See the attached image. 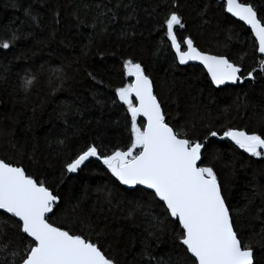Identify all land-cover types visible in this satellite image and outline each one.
Wrapping results in <instances>:
<instances>
[{
    "label": "trees",
    "instance_id": "16d2710c",
    "mask_svg": "<svg viewBox=\"0 0 264 264\" xmlns=\"http://www.w3.org/2000/svg\"><path fill=\"white\" fill-rule=\"evenodd\" d=\"M13 2L0 0V41L9 38L10 29L20 28L21 20L26 22L24 36L9 50L0 49V158L22 162L30 174L39 175L53 186L61 197L60 211L53 220L73 227L71 205L79 202L78 212L90 214L91 221L99 225L98 231L104 229L111 233L110 239L118 237L119 243L113 240V248L109 249L118 264H138L142 226L137 227L136 222L125 218L133 197L116 193L112 178L94 160L86 162L82 172L69 174L64 183L59 182L62 155L57 141L63 138L64 125L57 119L58 105L72 103L87 107V111L73 118L80 122L78 127L85 129L87 138L102 137L111 142L110 146H124L130 137V118L127 109L118 101L112 106L109 97L114 96L112 88L130 79L122 76V61L134 59L151 76L166 118L177 131H187L193 138H202L209 128L222 132L225 126L264 133L261 119L264 117V77H259L254 85L246 81L243 85L215 89L202 68L173 66L174 53L170 45L165 48L161 43L166 37L158 22L169 11H177L186 25L185 29H177L181 37L191 36L198 49L209 54H226L245 71L257 66L258 55L251 43L254 39L244 25L226 15L220 0H135L139 22H128L129 26L134 25V28L128 27L132 35L127 39L118 38L122 21L108 24L105 17L111 34L94 36L85 57L82 48L88 44L92 29L78 28L71 13L78 10L85 24H92L97 11L94 5L109 4V0H58L61 5L58 18H62L59 26L50 23V14L41 8L40 0H15L16 7L12 6ZM246 2L253 3L257 9L264 7V0ZM30 3L34 12L44 14L40 21L43 30L29 26L30 21L24 17L23 9ZM173 3L179 7L173 8ZM84 5L89 7L85 9ZM124 11L120 9L119 14L122 16ZM52 27H58L59 31L54 39H48ZM229 35L231 40L227 39ZM211 36L222 40L219 44L208 41ZM55 69L61 71L55 72ZM89 72L112 87L95 84ZM26 73L35 76L28 92L21 87V78ZM93 93L102 94L94 97ZM245 93L248 107L237 111V97ZM97 100L104 104H97ZM138 122L143 123L140 119ZM82 144L83 140L73 139L69 148L75 151ZM29 155L39 163L33 164ZM204 155L205 162H211L217 172L225 199L234 212L237 230L245 239L252 237L257 247V264H264V252L257 244L264 229V215L259 212L264 207V175H261L264 162L249 157L229 142L214 138ZM108 190L114 194L111 205L104 199ZM65 209H68L67 216L63 215ZM236 211L242 214L237 216ZM178 251L173 247L172 238L165 234L157 253H171L175 259Z\"/></svg>",
    "mask_w": 264,
    "mask_h": 264
},
{
    "label": "snow or ice",
    "instance_id": "6c2138e0",
    "mask_svg": "<svg viewBox=\"0 0 264 264\" xmlns=\"http://www.w3.org/2000/svg\"><path fill=\"white\" fill-rule=\"evenodd\" d=\"M40 5L50 14L52 25L62 24V18H58L61 9L58 0L54 3L40 0ZM12 6L16 7L15 0ZM220 6L250 29L254 37L251 43L259 54L256 67L245 71L226 54H209L198 49L191 36L178 34L177 29H185L186 25L174 10L158 22L166 37L161 43L165 48L170 45L174 53L173 66L198 62L216 88L226 84L243 85L246 81L254 85L259 77H264V7L257 9L246 0H220ZM88 7L84 5L85 9ZM94 7L97 11L92 24H85L78 10L71 13L78 28L92 29L88 44L82 48L85 57L94 36L111 34L108 24L122 21L118 38L127 39L132 35L128 27L134 28L128 22H139L135 0H115L114 3L109 0V4L97 3ZM172 7L179 5L173 3ZM120 9L125 10L122 16ZM23 14L30 21L29 26L43 30L40 21L44 14L34 12L31 3L23 9ZM25 22L21 20L20 28L9 30L10 36L0 41V49L9 50L24 36ZM58 31V27H52L48 39H54ZM231 38V35L227 37ZM122 69V76L130 79L112 88L114 96L109 98L112 106L118 101L127 109L130 118L128 143L110 146L111 142L102 137L87 138L85 129L78 127L80 122L73 119L87 111V107L72 103L58 105L57 119L64 125L63 138L57 141L62 155L59 182L64 183L69 174L82 172L87 167L86 162L94 160L110 175L116 193L133 197L125 218L136 222L137 227L142 226L138 264H257V247L251 236L245 239L237 230L224 188L212 163L205 162L204 154L211 138H215L230 141L249 157L264 162V133L225 126L222 132L209 128L202 138H193L187 131H177L167 120L153 80L142 63L124 59ZM88 75L95 84L112 87L94 73ZM34 81L35 76L26 73L21 78L22 89L28 92ZM98 94L102 93H93V96ZM96 103L102 105L104 101ZM235 107L237 111L248 107L246 93L243 97L238 95ZM138 117H143V123L138 122ZM77 138L83 140V144L72 151L69 142ZM28 159L33 164L39 163L31 155ZM104 199L111 205L113 191L108 190ZM60 203L61 197L45 179L30 174L20 161L0 158V264H118L109 251L113 248V240L119 243L118 237L110 239L111 233L104 229L98 231L99 225L91 221L90 214L78 212L79 202L71 205L73 227L63 226L62 222L52 219L60 211ZM259 212L264 215V207ZM235 214L242 213L236 211ZM63 215H68V209ZM165 234L172 238L173 247L179 249L178 258L174 259L171 253H157ZM259 235L262 239L257 244L264 252V229Z\"/></svg>",
    "mask_w": 264,
    "mask_h": 264
},
{
    "label": "water",
    "instance_id": "95a60500",
    "mask_svg": "<svg viewBox=\"0 0 264 264\" xmlns=\"http://www.w3.org/2000/svg\"><path fill=\"white\" fill-rule=\"evenodd\" d=\"M226 15H228L229 17H230V15L229 14H227L226 13ZM230 18H232V19H234V20H236L235 18H233V17H230ZM236 21H238V20H236ZM238 22H240V21H238ZM242 25H243V23L242 22H240ZM245 26V25H244ZM246 28H247V26H245ZM248 29V28H247ZM249 31H250V29H248ZM253 39H254V37H253ZM257 55L259 56V54L257 53ZM178 66H180V67H187V66H198V67H200V68H202L203 69V66L202 65H200L198 62H196V61H189L188 62V64H186V65H178ZM204 72H205V74L207 75V73H206V71L205 70H203ZM226 86H235V85H231V84H226V85H222V86H220L219 88H216L215 86H213L215 89H221V88H224V87H226ZM133 99H134V97H133ZM138 119H140V120H142L143 121V117H138ZM215 139V138H214ZM217 140V139H216ZM219 141V140H218ZM229 143H231L230 141H229ZM123 187V186H122Z\"/></svg>",
    "mask_w": 264,
    "mask_h": 264
},
{
    "label": "rangeland",
    "instance_id": "374dc122",
    "mask_svg": "<svg viewBox=\"0 0 264 264\" xmlns=\"http://www.w3.org/2000/svg\"><path fill=\"white\" fill-rule=\"evenodd\" d=\"M209 40H210V41L213 40V42H216L217 44H219L220 42H218V41H221L222 39H220V38H217V39H216V38H214V37L211 36V37L208 38V41H209ZM212 52L215 53V50H213Z\"/></svg>",
    "mask_w": 264,
    "mask_h": 264
}]
</instances>
